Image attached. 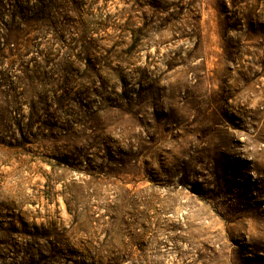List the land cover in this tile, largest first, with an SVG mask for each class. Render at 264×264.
Returning <instances> with one entry per match:
<instances>
[{
    "label": "rangeland",
    "instance_id": "rangeland-1",
    "mask_svg": "<svg viewBox=\"0 0 264 264\" xmlns=\"http://www.w3.org/2000/svg\"><path fill=\"white\" fill-rule=\"evenodd\" d=\"M0 264H264V0H0Z\"/></svg>",
    "mask_w": 264,
    "mask_h": 264
}]
</instances>
